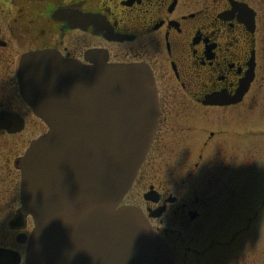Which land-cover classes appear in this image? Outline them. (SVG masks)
Returning a JSON list of instances; mask_svg holds the SVG:
<instances>
[{
	"label": "flooded vegetation",
	"instance_id": "af4514ba",
	"mask_svg": "<svg viewBox=\"0 0 264 264\" xmlns=\"http://www.w3.org/2000/svg\"><path fill=\"white\" fill-rule=\"evenodd\" d=\"M99 57L108 64H142L154 74L160 105L157 133L133 185L143 178L153 200L136 204L132 187L123 204L144 211L156 231L172 242L180 264L179 239L211 218L209 198L216 190L225 194L233 188L222 175H214L204 187L197 180L181 189L163 178L148 181L145 177L157 175L156 166L164 169L160 163L152 169L148 160L158 153L177 176L186 171L201 179L211 174L202 164L219 162L212 158L236 159L222 147L215 154L225 155H212V146L229 131L222 119L219 131L210 130L211 115L240 113L264 93V0H0V116L13 117L0 119V249L8 257L18 256L19 264H24L34 227L31 216L20 212L19 160L23 149L48 131L23 84L45 77L52 62L92 66ZM37 61L44 66L32 69ZM12 129L20 130L9 133ZM22 131L32 139L13 137ZM173 227L184 231L176 233ZM218 243L213 247H228ZM207 250L196 246L184 255L191 254L196 264L224 262L223 257L204 261ZM0 264L11 263L2 259Z\"/></svg>",
	"mask_w": 264,
	"mask_h": 264
},
{
	"label": "water",
	"instance_id": "95a60500",
	"mask_svg": "<svg viewBox=\"0 0 264 264\" xmlns=\"http://www.w3.org/2000/svg\"><path fill=\"white\" fill-rule=\"evenodd\" d=\"M78 69L84 81L38 84L48 93L30 97L50 130L22 160L23 210L32 214L36 226L26 263L175 264L170 245L140 210L118 208L156 130L152 72L141 65L104 63ZM128 84H135L137 92H126L133 89ZM141 95V106L121 102ZM73 101L75 116L62 104ZM66 123L72 127L66 129ZM65 158L72 165L62 169Z\"/></svg>",
	"mask_w": 264,
	"mask_h": 264
},
{
	"label": "rangeland",
	"instance_id": "374dc122",
	"mask_svg": "<svg viewBox=\"0 0 264 264\" xmlns=\"http://www.w3.org/2000/svg\"><path fill=\"white\" fill-rule=\"evenodd\" d=\"M260 96L257 101L256 99L251 100L249 105L247 102L244 106L247 109L240 110V113H228L229 116L224 115L223 117H217L215 113L211 115L213 123L210 130L219 131L221 126L217 124L222 119L224 121L221 122L223 129L233 132V134L229 132L228 137L218 138L219 141H216V146H212V155H225V152L221 150V153L215 154L222 147L226 150L227 155L234 156L236 159L230 161L229 158L228 161L224 156L212 158L219 160L216 164H202L205 165L203 169L211 173L210 176L197 179L194 174L188 176L186 171L184 175L177 176V173L172 172L166 163H162V158H158V153L151 156L153 160H148V164L150 163L148 166H151L152 169L157 163L164 167L163 169L156 166L157 175L153 177L152 173L147 178L145 177L148 181H154V178H163V180L167 179L173 184L176 183L181 189L184 185L192 186L197 183V180H203L201 183L204 187L214 175H222L221 180L229 183L233 188L231 191L226 190L225 194L223 193L224 190H216L209 198L213 206L211 212L208 210L209 214L212 213L211 218L205 219L197 227L194 226V228L184 232L183 238L179 239V241L182 239L178 253L180 264H196L191 254L188 257L184 255L187 248L193 249L196 246L200 250L208 246L204 261H209L210 258L214 257H223L224 262L221 264H264V204H261L264 202L262 201L264 199V93ZM252 105H254L252 107L254 109L249 110V106ZM235 134L240 136L236 137ZM158 135L165 136L162 132H159ZM22 136L30 137L31 134L22 131L13 137ZM30 139L32 137L28 138V140ZM157 148L158 145L154 149ZM163 160L165 162V158ZM194 162L195 160H192V167L195 166ZM219 166L224 170L221 174ZM216 168L217 170L214 171ZM193 169L191 168L190 172ZM143 183V178H140L131 191V196L135 199L136 204L144 202L143 195L146 189L143 187ZM229 196L230 201L226 202L225 200ZM214 207H218V209L214 210ZM207 223L210 224L207 225ZM173 229L176 233L182 230L179 227H173ZM237 232L241 235H237L236 238ZM233 237H235V241H229ZM220 241L223 242L222 244L227 242L228 247H213V245H218ZM214 260L217 262L216 259Z\"/></svg>",
	"mask_w": 264,
	"mask_h": 264
},
{
	"label": "bare ground",
	"instance_id": "6f19581e",
	"mask_svg": "<svg viewBox=\"0 0 264 264\" xmlns=\"http://www.w3.org/2000/svg\"><path fill=\"white\" fill-rule=\"evenodd\" d=\"M99 59H101L100 61H99V63H102L101 61H103V59L102 58H100L99 57ZM44 65H42L41 64V62H36V63H34L33 64V66H31L32 67V69H33V67L35 68V69H37V68H39V67H43ZM65 68V67H64ZM61 65L59 66V67H55V66H53V67H50L49 68V70L51 71L50 72V74H49V78H51V82H52V84H54V85H56V84H60L64 79H68V80H71V79H79L80 81L82 80V81H84L85 79H86V77L85 76H83L82 78H78V77H81L82 76V73H81V70L80 69H78L77 67H67V68H65L64 69ZM35 73H37L38 74V72H36L35 71ZM66 76V77H65ZM64 77V78H63ZM71 82V84H73V85H75V82H76V80L75 81H70ZM53 86V85H52ZM59 86V85H58ZM127 86H133V89L132 88H128L129 90H126V92H137L136 90H137V88L136 87H134L135 86V84L133 85V84H128ZM51 94V96H54V92H51L50 93ZM133 94H135V93H133ZM59 96L60 95H58L56 98H59ZM142 97V95L141 96H138V97H136L137 99H131L130 101L128 100V101H126V99H123L121 102L122 103H125V104H129L128 102H131V104H133V105H136V106H141L142 104V101L140 100L139 101V99ZM142 100H143V98H141ZM59 101V100H58ZM143 102H144V100H143ZM60 104H61V102H60ZM62 104L66 107V109L68 110L67 112L68 113H71V114H73V116H75V114H76V110L77 109H75V101H73V102H71V103H65V102H62ZM79 109V108H78ZM139 113H141L140 112V110H137ZM5 119V118H4ZM4 121V120H3ZM64 127L66 128V129H70L71 127H72V125H70V124H68V123H66L65 125H64ZM79 128V127H78ZM49 151H52L51 150V148H49L48 149ZM33 155V154H32ZM31 155V156H32ZM24 157H25V155L24 154H22L21 155V160H24ZM49 159H51V156L49 157ZM32 160V159H31ZM60 166H62V167H64V168H62V169H65V167L66 166H68V165H72L71 164V160H69L68 158L66 159H64V161H62V162H60V164H59ZM65 186H68V184L67 185H65ZM21 189V192H22V187L20 188ZM29 196H30V194L28 195V198H29ZM78 198H77V196H74V198H73V200L74 201H76ZM84 216H86V214H84ZM95 218H96V215H95ZM101 223V222H100ZM99 224V223H98ZM35 231V228L33 227V229H32V232H31V234H30V237H32V235H33V232ZM106 244H108V242L106 243Z\"/></svg>",
	"mask_w": 264,
	"mask_h": 264
}]
</instances>
